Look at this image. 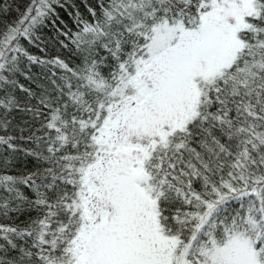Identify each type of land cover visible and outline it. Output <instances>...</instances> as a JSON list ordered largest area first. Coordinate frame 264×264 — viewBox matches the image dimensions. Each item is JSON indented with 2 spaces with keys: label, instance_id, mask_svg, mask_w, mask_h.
<instances>
[{
  "label": "trees",
  "instance_id": "obj_1",
  "mask_svg": "<svg viewBox=\"0 0 264 264\" xmlns=\"http://www.w3.org/2000/svg\"><path fill=\"white\" fill-rule=\"evenodd\" d=\"M213 4L0 0V264H75L88 170L123 143L101 133L111 104L144 96L159 31L170 44ZM243 13L228 59L184 75L191 100L142 150L166 264H218L232 240L264 264V0Z\"/></svg>",
  "mask_w": 264,
  "mask_h": 264
},
{
  "label": "rangeland",
  "instance_id": "obj_2",
  "mask_svg": "<svg viewBox=\"0 0 264 264\" xmlns=\"http://www.w3.org/2000/svg\"><path fill=\"white\" fill-rule=\"evenodd\" d=\"M250 0H214L194 26H180L175 42L166 45L168 28L150 42L151 55L138 60L137 76L144 82V96L133 94L111 104L101 133L122 144L98 152L88 170L82 229L76 244L83 253L75 264H166L169 241L155 231L152 200L137 182L139 160L160 126L172 120L177 106L191 96L185 74L203 69L214 60L228 59L220 53L236 47L235 28L242 23ZM141 9L144 20L148 13ZM227 57V58H226ZM201 62L202 65H196ZM146 89V90H145ZM186 90V91H185ZM113 111V112H112ZM114 116V117H113ZM102 221L97 225L88 222ZM218 264H256L239 240L226 243L218 252Z\"/></svg>",
  "mask_w": 264,
  "mask_h": 264
}]
</instances>
